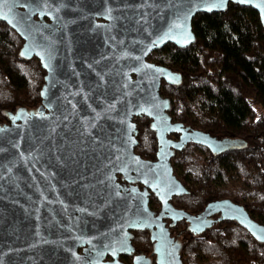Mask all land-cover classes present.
<instances>
[{"label": "water", "instance_id": "water-1", "mask_svg": "<svg viewBox=\"0 0 264 264\" xmlns=\"http://www.w3.org/2000/svg\"><path fill=\"white\" fill-rule=\"evenodd\" d=\"M230 2L254 7L264 24V0H0V21L24 40L21 57L38 58L46 73L40 104L0 126V264H126L120 255L183 264L166 219L206 229L217 214L264 241V224L230 199L195 215L171 204L186 193L174 150L194 143L215 155L244 142L173 122L160 89L176 74L148 60L166 43H193L197 12ZM139 116L155 133L154 160L135 152ZM141 230L150 232L154 263L134 251Z\"/></svg>", "mask_w": 264, "mask_h": 264}, {"label": "trees", "instance_id": "trees-1", "mask_svg": "<svg viewBox=\"0 0 264 264\" xmlns=\"http://www.w3.org/2000/svg\"><path fill=\"white\" fill-rule=\"evenodd\" d=\"M192 19L193 43H166L148 56L176 74L171 83H161L160 94L171 100L168 116L244 145L215 155L194 143L174 150L170 162L186 193L174 196L171 203L195 214L208 202L230 199L264 224V24L254 7L235 2L219 11L197 12ZM23 42L0 21V126L9 122L10 113L35 108L41 101L46 73L38 58L21 57ZM135 120V152L154 160L157 140L150 119ZM149 206L160 210L155 195ZM179 225L183 264H264V241L232 220H218L195 237ZM132 243L141 254L153 252L149 231L134 232Z\"/></svg>", "mask_w": 264, "mask_h": 264}, {"label": "flooded vegetation", "instance_id": "flooded-vegetation-1", "mask_svg": "<svg viewBox=\"0 0 264 264\" xmlns=\"http://www.w3.org/2000/svg\"><path fill=\"white\" fill-rule=\"evenodd\" d=\"M170 137H172L173 139H177L178 138V135L176 136L174 134H171ZM118 181L123 186H127L128 187V186H134L135 185V186H138V187L142 188V185H140V184L138 185L136 183H130V182L127 183V182H125L121 176L118 177ZM150 198H149V200H150ZM200 212H195V214H199ZM195 214H192V215H195ZM218 220H219V214L211 216L210 217V222L208 224L209 227H207L206 229H199L197 227L191 229V228H189L188 223L185 220L178 221V222H176L174 224V226H171V220L170 219H166V225L170 227V234H171V236L173 238L176 237L175 240L179 243V245H181V243H183L182 238H181V234L182 233H180V232H182V229H180L181 226L179 224L184 225V227H186L188 229L187 231L191 232L194 235V237H195L196 234H201L204 231H207V229L212 228L213 225L217 224ZM178 234H180V235L177 237ZM83 249H84L83 247H80L78 249V252H82ZM134 251H135V249H134ZM135 252L136 253H140L138 251H135ZM132 258H133V255H131V256L120 255L119 256V260L122 261V262H124V263H126V264H132ZM110 259H112V256L111 255L110 256L103 257L102 258V262H108V261H110ZM150 261H152L154 263V255L150 259Z\"/></svg>", "mask_w": 264, "mask_h": 264}, {"label": "rangeland", "instance_id": "rangeland-1", "mask_svg": "<svg viewBox=\"0 0 264 264\" xmlns=\"http://www.w3.org/2000/svg\"><path fill=\"white\" fill-rule=\"evenodd\" d=\"M211 137H214V138H216V139H218V140H223L224 138H227V137H222V136H220V135H210ZM146 256H148L150 259L153 257V255L152 254H149V255H146Z\"/></svg>", "mask_w": 264, "mask_h": 264}]
</instances>
